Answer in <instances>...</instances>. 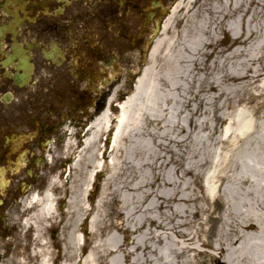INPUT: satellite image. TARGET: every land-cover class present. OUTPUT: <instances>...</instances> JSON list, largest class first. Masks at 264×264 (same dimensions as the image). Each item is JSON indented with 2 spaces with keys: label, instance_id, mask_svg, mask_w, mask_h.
<instances>
[{
  "label": "bare ground",
  "instance_id": "bare-ground-1",
  "mask_svg": "<svg viewBox=\"0 0 264 264\" xmlns=\"http://www.w3.org/2000/svg\"><path fill=\"white\" fill-rule=\"evenodd\" d=\"M196 1L191 0L187 5L179 1L174 6L151 52L149 64L124 101L115 106L121 92L119 87L109 97L103 111L89 122L86 134L80 136V146L72 138L75 130L71 132L66 145L67 154L72 158L70 171L75 177L71 175L66 182L54 178L41 193L31 194L26 199L23 209L26 217L22 224L27 231L33 229L34 239L40 245V249H34L33 256L39 258L41 264H49L53 256L45 241L49 226L59 230L62 236L59 242H64L58 255L63 258L61 264H79V258L84 259V264H264V113L258 114L264 112V103L252 106L250 114L237 109L246 100L252 103L261 96L255 98L246 92L248 97H242L237 90L264 79V27L261 34L254 29L248 11L255 3L264 15V1L214 0L198 21L195 18L203 11L207 0L201 10L191 14ZM184 8L186 13L181 20H185L186 25L178 41L167 33ZM208 14L216 17L215 29L207 27ZM223 32L236 41V46L224 56L220 51L212 57L209 49L220 42L219 35ZM165 44H168L166 62L170 67L161 75L156 59ZM195 67L202 71L197 83L182 74L183 69L188 68L190 75H194ZM187 92L191 98H187ZM187 110L189 126L176 124L175 118ZM220 125L228 126L220 130ZM149 128L178 130L202 142L205 149L213 146L215 151L216 148L224 151L220 155L214 152L211 157L194 155L195 167H185L194 185L199 184L198 175L202 170L214 172L205 180L209 185L199 186L202 196L191 186L180 195L174 181L155 174L148 185L155 186L152 199L157 209L165 210L167 223L157 222L151 215L155 209L139 211L137 218L136 212L131 223L125 218L115 229L142 235L134 238L130 249H124L115 231L105 232L109 228L102 209L110 205L108 197L114 200L117 197L111 188L121 159L129 152L125 145L129 142L132 151L133 146L147 147L159 137ZM107 135L110 136L103 143ZM171 141L185 143V139ZM157 146L162 145L157 143ZM131 154L136 156L137 152ZM107 169L109 175L104 178L100 201L94 207H87L86 196L95 177L105 175ZM66 186L65 193H70L68 209L59 212L54 189L62 191ZM137 188L133 186L128 190ZM201 203L208 207L204 208ZM211 204L224 205L223 214H216V208L210 209ZM170 210L172 215L167 213ZM204 215L210 218L211 224L206 235L213 238L203 239L202 244L223 258V262L213 256L207 260L206 254H198L202 259L196 262L184 261L186 255L197 248L188 246L195 243V236L182 229L196 224L203 227L205 223L200 216ZM87 218H90L88 230L84 227ZM218 222L221 225L214 233ZM157 230H164L166 235L156 233ZM17 264L28 263L19 260Z\"/></svg>",
  "mask_w": 264,
  "mask_h": 264
},
{
  "label": "flooded vegetation",
  "instance_id": "flooded-vegetation-1",
  "mask_svg": "<svg viewBox=\"0 0 264 264\" xmlns=\"http://www.w3.org/2000/svg\"><path fill=\"white\" fill-rule=\"evenodd\" d=\"M176 1L0 0V238L51 153L136 85Z\"/></svg>",
  "mask_w": 264,
  "mask_h": 264
},
{
  "label": "rangeland",
  "instance_id": "rangeland-1",
  "mask_svg": "<svg viewBox=\"0 0 264 264\" xmlns=\"http://www.w3.org/2000/svg\"><path fill=\"white\" fill-rule=\"evenodd\" d=\"M180 1L187 5L191 0ZM213 1L214 0H207V4L203 6V11L198 14L197 18H195L196 21H198V19L204 16V12L208 7H211ZM203 2H205V0H197L196 2H194L192 5L193 8L191 14L195 11L201 10ZM256 6L257 5L253 3L251 6H249L248 11L249 15H251V18L253 20V28H256L261 34L262 27H264V15L262 14V9ZM185 13L186 12L184 8L179 13V18L177 19L173 29L167 33L168 37H173L174 39L178 38V41L180 40L182 30H184V27L186 25V21L181 20V18L185 16ZM208 17L209 18L207 27H209V29H215L216 17L213 14H211L210 16L208 14ZM225 22H227V19L225 20ZM258 23H260L261 25L258 26ZM189 26L191 28V24H189ZM192 33L193 30L190 31L189 36H192ZM188 38L190 39V37ZM219 41L220 42H218V44L216 43L213 48L209 49V51L213 53L212 57L218 55V52L220 51V55L224 56L236 46V41L226 32H223L219 35ZM167 48L168 44H165L156 59V66L158 69L161 70V75H163V71L167 69V67H170V65L166 62ZM148 64L149 61L147 62V65ZM193 70L194 75L192 76L190 75L188 68L183 69L182 74H185L186 76L189 75L191 82H200V78L202 77V71L199 67H195ZM182 86L184 88H188L186 84H183ZM131 92L132 87L128 92L126 91V96H128ZM246 92H250L251 95H253L255 98L261 95L257 100L253 101L252 103L246 100L245 102H248V104H245L244 102L238 105V110H244L250 114L252 106H256L259 103H264V79H262V82L256 83L248 87H242L237 90V93L239 95H242V97H248ZM186 96L187 98H191V95L188 94V92ZM194 105H196V103H194ZM260 113L262 114L264 112H259L258 114L260 115ZM188 115L189 111L187 110L183 112L182 115L175 118L174 122L176 124L179 122L180 124H187V120L189 118ZM200 120H202V118H200L199 121ZM228 125H220L219 129H225V127ZM187 126H189V124H187ZM85 127L86 126L84 125L79 127L74 131V135H72L73 140L79 146L81 144H79L80 138L78 139V136ZM150 129L157 136H159L157 139H155L154 142L151 143V145L140 149L138 146H133L132 151L131 144L129 142L125 145V150L128 149L129 152H127V155L125 154L124 157H122L120 170L113 177V184L111 188L112 191H115V195L117 197H115V200L113 197H108V202L110 203V205L102 209L104 211V219L107 221V225L109 228L108 230H105V232L115 231L118 234L120 244L125 245L124 249H130L134 238L140 237V235H142L141 232L125 233L123 231H118L117 229H115L116 224L122 223L125 218L129 219L131 223L134 219L133 215L136 212L137 218L139 211L155 209L154 213L151 215L157 220L158 223H167L165 210L157 209L156 204L153 202L152 199V192H154L156 188L155 186L148 185L152 182L153 178H155V174L161 178H170L172 181H174V184L176 185L177 191H179L180 195H183L184 192H187V189L189 188V186H191V188L196 189V192L199 196H202L203 194L199 186L203 184L205 185V183L206 185H209V183L205 180H207L208 177L210 178L214 172L211 173L209 172V170H202L201 173L198 175L199 179L197 181L199 184L194 185V183H192L193 177L190 174L186 173L187 170L185 167H195V161L197 159L193 157L194 155L202 154L207 155V157H211L214 152H217V154L220 155L222 151H224L223 148H216L215 151L213 146H210L208 149H205L204 146H201L202 142L192 140L191 137L180 134L178 130L164 131L159 130L157 128H149V130ZM146 130H148V128ZM171 139H185V143L183 145L176 144V142L171 141ZM208 142L209 140H206V143ZM103 143H105V141ZM157 143H160L162 146H157ZM132 152H137L136 156L131 154ZM51 154L53 155V158L52 160H49V164H47L48 171L46 172L45 178L35 188L27 190L24 189L22 201L17 206V209L19 210L18 212L14 213L13 220L10 224V227H12L13 230L12 232L8 233L7 237L0 238V262L2 261L3 264H17L19 260H24L28 264H41L39 258L33 256V251H35L34 249H40V245H38V242L34 239L33 229L27 231V228H25L22 224L23 218L26 214L25 212H23V209H25L24 203L26 199L29 198L30 194H32L33 192L41 193L44 189H46L52 179L60 178L62 182H66L71 178V175L75 177V174L71 173L70 171V167L72 166V158L67 154V145L56 149ZM154 167L157 168L154 169ZM77 175H80L79 172L77 173ZM108 175L109 173L107 169L105 170V175L95 177L91 189L86 196L87 207H94L100 201L105 186L104 178ZM133 186H138V188L134 190H128ZM66 189L67 186L64 187L62 191L54 189V194L57 200L56 209H58L59 212L68 209L67 204L68 200L70 199V193H65ZM129 194L130 196L129 198H127V195ZM174 205L176 206V204ZM200 205L204 208L208 207V205L205 203H201ZM215 208L216 214H223L224 205H210V209ZM167 213L169 215H172V210ZM200 217H202L201 222L205 223L203 227L196 224L192 227L187 225L182 229L185 233H190L192 236H195V243L188 246L197 248V250L188 253L184 258V261L188 260L187 262H190L192 260L196 262L199 258L202 259L201 257H198V254H206L207 260L211 258L210 256H213L219 258L220 262H223V258L219 257L218 255H215V252H213L210 247L204 246L202 244L203 239H212L213 237H208L206 235V232H209L211 229L210 218H208L207 215ZM89 219L90 218H87L84 222V227L86 228V230H88L90 221ZM220 225V222L216 224L214 233H217L218 227ZM131 226L133 225L131 224ZM48 228L49 229L45 232V241L48 243V247L53 255L49 264H61L63 258L58 257L64 243L62 240L59 242L60 238L62 237L60 235L61 233H59V230H57L56 228L52 227L51 229L50 226ZM156 233L162 234L164 236L166 235L164 233V230H157ZM179 240L183 241V239L181 238H179ZM90 245L88 248L86 247L87 250L85 249V253H87L90 249ZM120 256L122 257V260L125 263L124 256L122 254ZM78 262L79 264H84V259L79 258Z\"/></svg>",
  "mask_w": 264,
  "mask_h": 264
}]
</instances>
